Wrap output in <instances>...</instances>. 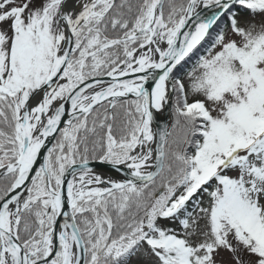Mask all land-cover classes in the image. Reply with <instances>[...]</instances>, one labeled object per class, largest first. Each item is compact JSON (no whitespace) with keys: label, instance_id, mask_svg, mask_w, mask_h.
<instances>
[{"label":"snow or ice","instance_id":"1","mask_svg":"<svg viewBox=\"0 0 264 264\" xmlns=\"http://www.w3.org/2000/svg\"><path fill=\"white\" fill-rule=\"evenodd\" d=\"M0 181V264H264V0H0Z\"/></svg>","mask_w":264,"mask_h":264},{"label":"rangeland","instance_id":"2","mask_svg":"<svg viewBox=\"0 0 264 264\" xmlns=\"http://www.w3.org/2000/svg\"><path fill=\"white\" fill-rule=\"evenodd\" d=\"M139 264H147V262L145 260H141Z\"/></svg>","mask_w":264,"mask_h":264},{"label":"trees","instance_id":"3","mask_svg":"<svg viewBox=\"0 0 264 264\" xmlns=\"http://www.w3.org/2000/svg\"><path fill=\"white\" fill-rule=\"evenodd\" d=\"M0 183H2V181H0Z\"/></svg>","mask_w":264,"mask_h":264},{"label":"water","instance_id":"4","mask_svg":"<svg viewBox=\"0 0 264 264\" xmlns=\"http://www.w3.org/2000/svg\"><path fill=\"white\" fill-rule=\"evenodd\" d=\"M168 123H170V121H168Z\"/></svg>","mask_w":264,"mask_h":264}]
</instances>
